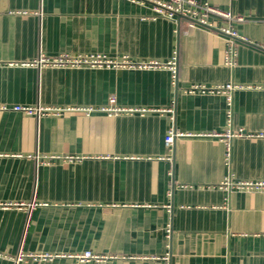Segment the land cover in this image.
Listing matches in <instances>:
<instances>
[{
  "label": "crops",
  "instance_id": "0c3cea01",
  "mask_svg": "<svg viewBox=\"0 0 264 264\" xmlns=\"http://www.w3.org/2000/svg\"><path fill=\"white\" fill-rule=\"evenodd\" d=\"M206 1L232 64L146 1L0 0V264H264V0ZM89 53L160 66L55 63ZM227 83L228 163L224 94L189 91Z\"/></svg>",
  "mask_w": 264,
  "mask_h": 264
},
{
  "label": "built area",
  "instance_id": "2783aa9c",
  "mask_svg": "<svg viewBox=\"0 0 264 264\" xmlns=\"http://www.w3.org/2000/svg\"><path fill=\"white\" fill-rule=\"evenodd\" d=\"M132 1H138V0H132ZM139 1H146L151 4H153L154 9L159 13L164 15L165 17L176 20L178 17H184L188 20V25L190 27H195V26H202L206 27L209 29H213L215 31H218L224 35H227L230 37V44H229V49L226 51L225 56H224V61L227 64H232L233 63V58H234V50L232 47V43L234 39L239 38L236 30L232 27V22H241L244 20L243 16L240 15H233L230 11L222 10L212 4H210L208 1H200V0H139ZM223 19L226 20L229 25L227 26H221V25H216L214 23L215 19ZM55 63H68L71 65H76V64H83V65H89L91 67H96V66H118V67H132V66H142V67H149V66H160L159 62H131L127 60L125 57L119 58L117 60L115 59H110L107 56L100 54V53H89V54H84L80 55L77 57L73 58H65V59H59L56 60ZM175 61L174 59L169 62V69L172 72V80L175 79V68H174ZM235 84H217L213 86H204L200 84H195L192 85L191 88H189V91L193 90H200V91H208L211 93H222L224 94L226 98V103H227V128L225 132L222 134L220 133H213L210 134L212 136L218 137L221 136L225 140V161L228 163L230 160V140L231 138L235 136H241L243 134L241 129L234 130L231 127V102H232V91L234 88H237ZM114 95H111L109 97V101L113 102L114 101ZM14 110H20V111H26L29 113H32L34 111L36 112H43V111H50L47 109H37L33 110L31 108H22L20 106H14ZM114 111V110H112ZM184 135H189V134H183L181 132H177L173 129L168 130L166 136H165V145L167 147H171L174 139L176 137H181ZM251 135V134H249ZM262 135V134H260ZM252 186L255 188H263L264 189V183L263 182H256V183H246V186ZM74 256L81 260H95V261H104L106 259V256L101 255V254H95L92 252H84L81 254H74ZM53 256L50 254H17L15 257L14 261L15 264H20L22 262H25L27 260H47L51 259Z\"/></svg>",
  "mask_w": 264,
  "mask_h": 264
}]
</instances>
